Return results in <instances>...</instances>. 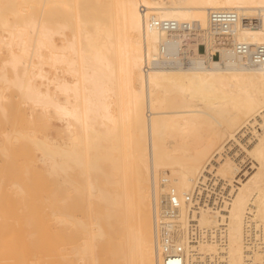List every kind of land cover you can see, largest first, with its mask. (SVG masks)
Here are the masks:
<instances>
[{"label":"bare ground","instance_id":"6f19581e","mask_svg":"<svg viewBox=\"0 0 264 264\" xmlns=\"http://www.w3.org/2000/svg\"><path fill=\"white\" fill-rule=\"evenodd\" d=\"M238 45L264 46V0H0V154L57 181L42 232L68 242L18 264H177L167 238L182 264H264V65Z\"/></svg>","mask_w":264,"mask_h":264},{"label":"rangeland","instance_id":"374dc122","mask_svg":"<svg viewBox=\"0 0 264 264\" xmlns=\"http://www.w3.org/2000/svg\"><path fill=\"white\" fill-rule=\"evenodd\" d=\"M68 35L71 39L70 34ZM45 69L50 74V77L53 78L55 75L54 71L48 66ZM57 75L61 81L65 79L61 70L58 71ZM14 103L15 105L13 106ZM15 106L16 101L9 103L8 110L12 111L11 108ZM26 115L31 117V110H28ZM1 118L0 114V120ZM53 122L56 128H64L61 122L57 120ZM24 125L22 123L17 124L18 128L24 130L32 129L30 125ZM14 126V124H11L4 128L12 129L16 127ZM45 134L57 136L56 130L50 127L45 130ZM2 141L3 139L0 137V142ZM23 147L22 143L15 144V147L9 153V155H12H10L12 157L11 161H8L5 156L0 154V256L4 255V257L13 258V264L19 263L21 253L25 249L29 250L45 246L66 248L68 245L67 239L63 235L49 238L42 232V229L47 225L51 226L53 233L58 231L57 226L52 221V210L46 208L43 203L47 198L58 197V194L54 191L57 181L42 179L34 170L27 172L25 158L22 156L25 155L23 154ZM13 182L21 184L26 194L18 193L16 187L11 188V184H14ZM55 207H58V204ZM42 219H44V222L41 223ZM60 228L63 229V227ZM99 250L100 257H102L101 250ZM101 264H108V261L102 257Z\"/></svg>","mask_w":264,"mask_h":264},{"label":"built area","instance_id":"2783aa9c","mask_svg":"<svg viewBox=\"0 0 264 264\" xmlns=\"http://www.w3.org/2000/svg\"><path fill=\"white\" fill-rule=\"evenodd\" d=\"M211 21L212 24L218 27L224 33L232 32L234 25L239 20L238 15L233 11H213L211 12ZM152 24L156 28H161L167 31H175L179 29H189V24H178L174 21H153ZM249 24L252 26H257V23H253L252 20L249 21ZM237 53L249 60L251 66L261 67L264 65V46H250V45H238ZM173 196L171 200V207L173 211L177 210L179 207L178 201ZM171 249V250H170ZM166 253L168 254L169 261L172 259V262L177 264H182V259L178 258L182 254L181 249L175 253H172V246L170 240L166 239Z\"/></svg>","mask_w":264,"mask_h":264}]
</instances>
